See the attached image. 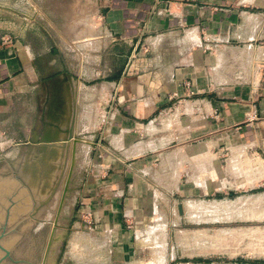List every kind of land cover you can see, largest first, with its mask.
<instances>
[{
	"label": "rangeland",
	"instance_id": "1",
	"mask_svg": "<svg viewBox=\"0 0 264 264\" xmlns=\"http://www.w3.org/2000/svg\"><path fill=\"white\" fill-rule=\"evenodd\" d=\"M94 10L93 0H0V46L30 44L43 66L53 50L58 53L54 73L30 78L28 66L23 78L7 85L0 98V165L24 202L0 264H43L52 231L61 234L52 264H117L111 257L112 236L95 228L83 203L96 183L89 171L99 162L93 159V139L111 114L108 88L91 80L93 70L100 66L105 81L109 72H104L123 66V58L105 56L99 33L94 32ZM252 66L228 59L223 68L237 78L245 69L246 75L250 70L255 76L259 68ZM259 70L264 76V54ZM187 99L172 98L150 125L158 137L170 139L167 149L177 152L152 170L140 169L139 179L156 210L136 233L132 258L123 264L264 261V127L244 122L222 130L207 128L210 112L198 110L197 121L191 120L190 110L197 104ZM186 145L193 149L185 150ZM180 184L191 191L190 197L176 192ZM40 190L48 196L39 195ZM220 228L230 237L213 244L179 239L184 231L215 233ZM195 250L210 252L190 256ZM254 250L257 254H247Z\"/></svg>",
	"mask_w": 264,
	"mask_h": 264
},
{
	"label": "crops",
	"instance_id": "2",
	"mask_svg": "<svg viewBox=\"0 0 264 264\" xmlns=\"http://www.w3.org/2000/svg\"><path fill=\"white\" fill-rule=\"evenodd\" d=\"M93 1L94 32L99 33L100 46L108 58H123V66L104 72H109L105 81L100 66L93 70L91 80H99L108 88L105 95L110 97L111 114L109 123L93 139V159L99 162L89 171L96 183L87 190L83 203L95 228L112 236V259L123 264L132 258L136 233L147 226L156 210L139 179L140 169L152 170L158 161L164 163L177 152L167 149V136L158 137L150 131L151 123L172 98L187 101L188 97L197 104L190 110L191 120L197 121L198 110L210 112L204 123L210 129L222 130L244 122L264 127V76L259 70L264 54V0ZM57 57L53 50L43 66L30 44H2L0 98L5 96L7 85L23 78L28 66L33 73L30 78L54 73ZM228 59L259 69L255 76L250 70L246 75L245 69L235 78L224 73ZM129 96L145 98L140 102ZM141 128L145 130L142 138ZM102 143L105 147H100ZM191 149V145L185 146V150ZM101 151L103 155L98 154ZM176 192L191 196L184 184L178 185ZM238 229L247 232V227ZM206 230L184 231H202L205 235L196 239L190 236L185 241L213 244L229 235L222 228L215 233ZM252 232L257 233H247ZM261 234L264 237V232ZM209 252L195 250L189 255ZM245 262L264 264L262 260Z\"/></svg>",
	"mask_w": 264,
	"mask_h": 264
},
{
	"label": "water",
	"instance_id": "3",
	"mask_svg": "<svg viewBox=\"0 0 264 264\" xmlns=\"http://www.w3.org/2000/svg\"><path fill=\"white\" fill-rule=\"evenodd\" d=\"M23 203L5 166L0 165V257Z\"/></svg>",
	"mask_w": 264,
	"mask_h": 264
},
{
	"label": "bare ground",
	"instance_id": "4",
	"mask_svg": "<svg viewBox=\"0 0 264 264\" xmlns=\"http://www.w3.org/2000/svg\"><path fill=\"white\" fill-rule=\"evenodd\" d=\"M192 31V30H191ZM190 31V32H191ZM189 33V32H188ZM190 34V33H189ZM192 34H194V33H192ZM195 35V34H194ZM223 80V79H222ZM38 147V146H37ZM45 147V146H44ZM48 147V146H47ZM64 148V147H63ZM42 149V148H41ZM48 149V148H47ZM55 149V148H54ZM53 149V150H54ZM56 149H58V148H56ZM59 150V149H58ZM60 151V150H59ZM62 151V150H61ZM58 152V151H57ZM38 153V152H37ZM42 153V152H41ZM51 153V152H50ZM59 153V152H58ZM39 154V153H38ZM44 155H45V153H44ZM47 155V154H46ZM54 155V154H53ZM48 156V155H47ZM42 158H43V156H42ZM52 158V156L50 157V159ZM46 161H47V157H46ZM45 161V162H46ZM39 163V162H38ZM37 163V164H38ZM44 163V162H43ZM55 163V162H54ZM41 164H42V162H41ZM45 164V163H44ZM48 164V163H47ZM57 164V163H56ZM59 164V163H58ZM51 165V164H50ZM61 165V164H60ZM25 166V165H24ZM41 166V165H40ZM54 166V165H53ZM57 166V165H56ZM46 167H48V165H46ZM64 167V166H63ZM50 168V167H49ZM60 168V167H59ZM59 168H56V169H58L59 170ZM55 169V170H56ZM35 170V169H34ZM52 171H54V170H52ZM60 171V170H59ZM50 172V171H49ZM37 173V172H36ZM41 173V172H40ZM51 173V172H50ZM55 173V172H54ZM59 173V172H58ZM39 174V173H38ZM38 174H37V176L36 177H38ZM45 174V172H43L42 173V175H44ZM47 174V175H46ZM46 177L48 176V173H47V171H46ZM41 175V174H40ZM50 175V174H49ZM35 176V175H34ZM51 176V175H50ZM36 177H34V178H36ZM33 178V179H34ZM38 178H40V177H38ZM48 179V178H47ZM46 179V180H47ZM35 180V179H34ZM34 180H31L33 183H35L34 182ZM45 180V181H46ZM30 181V182H31ZM36 181V180H35ZM52 181V180H51ZM37 182V181H36ZM44 182V181H43ZM48 182H49V180H48ZM47 182V183H48ZM46 182H44L43 184H45ZM52 183V182H51ZM38 183H36V185H37ZM42 184V185H43ZM46 185H48V184H46ZM50 185H48V187H49ZM33 187H35V186H33ZM40 187H41V185H40ZM45 187H47V186H45L44 185V188ZM37 188H39V186L37 187ZM41 188H43V186L41 187ZM43 188V189H44ZM37 190V189H36ZM39 191V190H38ZM38 191H37V193H38ZM42 190H40V193H38L39 195L40 194H44V192L42 193L41 192ZM37 194V195H38ZM38 195V196H39ZM43 197L45 196V194L44 195H42ZM46 196H48V195H46ZM45 196V197H46ZM40 198V197H39ZM48 203H49V201H48ZM47 206V205H46ZM51 207V206H50ZM201 207V206H200ZM199 207V208H200ZM206 207V206H205ZM216 207V206H215ZM23 208V207H22ZM208 208V207H207ZM204 209V208H203ZM22 210V209H21ZM20 210V211H21ZM48 210V209H47ZM53 210H54V208H53ZM49 211V210H48ZM47 212V211H46ZM50 212V211H49ZM32 218V217H31ZM26 219H28V218H26ZM46 228V227H45ZM49 228V227H48ZM51 229V228H50ZM160 231V230H159ZM202 231H193V232H191V233H189V232H186V233H184L182 236L185 238H180V241H185L188 237H193L194 239H196V238H198V237H203V236H205L204 234H202L201 233ZM62 233V232H61ZM76 233V232H75ZM162 233V232H161ZM154 234V233H153ZM160 237V236H159ZM63 238V237H62ZM161 238V237H160ZM212 238H214V237H212ZM60 240H61V234H60V232L59 231H57V232H53L52 231V233H51V236H50V239H49V243H48V246H47V249H46V253L43 255L44 257H43V259H44V261L42 262L43 264H52L53 263V258L55 257V254H56V252H57V248H58V245H59V242H60ZM155 242V241H154ZM157 245V244H156ZM153 246H155V244L153 245ZM157 247H158V245H157ZM157 247H155V248H157ZM162 247V246H161ZM4 249H6V248H4ZM152 253V252H151ZM163 253V252H162ZM156 255V254H155ZM159 255V254H158ZM163 256V255H162ZM155 259V258H154ZM158 261V260H157ZM151 262V261H150ZM41 264V263H40Z\"/></svg>",
	"mask_w": 264,
	"mask_h": 264
},
{
	"label": "trees",
	"instance_id": "5",
	"mask_svg": "<svg viewBox=\"0 0 264 264\" xmlns=\"http://www.w3.org/2000/svg\"><path fill=\"white\" fill-rule=\"evenodd\" d=\"M195 261L208 263L211 262V259H195Z\"/></svg>",
	"mask_w": 264,
	"mask_h": 264
}]
</instances>
